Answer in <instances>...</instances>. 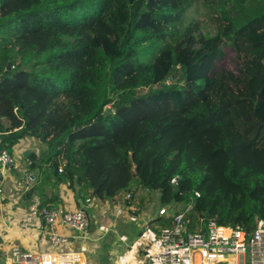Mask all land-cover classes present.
<instances>
[{
	"label": "trees",
	"instance_id": "obj_1",
	"mask_svg": "<svg viewBox=\"0 0 264 264\" xmlns=\"http://www.w3.org/2000/svg\"><path fill=\"white\" fill-rule=\"evenodd\" d=\"M232 62L264 75V0H0V151L39 140L40 186L65 184L79 204L131 193L129 206L148 190L172 211L192 203L191 232L251 233L264 220V87ZM220 75L231 104L214 123Z\"/></svg>",
	"mask_w": 264,
	"mask_h": 264
},
{
	"label": "built area",
	"instance_id": "obj_2",
	"mask_svg": "<svg viewBox=\"0 0 264 264\" xmlns=\"http://www.w3.org/2000/svg\"><path fill=\"white\" fill-rule=\"evenodd\" d=\"M0 164L2 168L14 167L16 159L8 150H1ZM29 179L33 182L34 174ZM3 194L0 186V203L4 200ZM131 199L132 194L128 193L121 198L120 203L109 204V208H112L110 217L131 222L144 219L139 206L126 205ZM91 202L87 199L86 204L77 209L34 205L24 223L37 224L38 221H44L50 228L49 246L62 248L70 243L71 237L62 234L58 228L63 227L71 234L80 235L79 237L86 236L90 231L93 223L89 216ZM169 210L168 207L161 206L157 214L159 219L171 220V225L156 230L142 227L138 242L130 246L121 264H145L144 259H138V249L144 246L148 249L140 253L150 264H240V260L244 264H264V220H260L251 233L240 227L219 225L215 221L205 224L204 230L191 232L188 229L187 215L193 210V204L190 203L171 215ZM111 228L114 229L115 225L112 224ZM111 228L102 225L99 230L108 233ZM121 239L126 241L125 236ZM7 264H87V260L80 252L59 251L55 257L45 254L38 256L15 246L11 249Z\"/></svg>",
	"mask_w": 264,
	"mask_h": 264
},
{
	"label": "crops",
	"instance_id": "obj_3",
	"mask_svg": "<svg viewBox=\"0 0 264 264\" xmlns=\"http://www.w3.org/2000/svg\"><path fill=\"white\" fill-rule=\"evenodd\" d=\"M0 133V143H1ZM40 142L35 139H24L15 148L12 155L15 157L16 165L10 168H2L0 164V186L4 191V200L0 203V245H7L9 257L10 250L14 247H20L24 251L31 252L38 256L43 254L55 257L59 251L75 252V248L68 244L62 248H51L48 243L49 226L44 221H38L37 224H25L24 220L34 205L50 206L55 208H82L84 205L73 191L67 185L62 184L59 189L53 182L40 186L41 173L30 169L29 156L35 153L33 147H37ZM30 152L25 157L26 152ZM17 157V158H16ZM38 174V177L36 173ZM34 174L35 180L30 182L29 176ZM39 179L37 184H34ZM40 186V189L36 187ZM45 204V205H44ZM109 205V203H104ZM145 220V219H141ZM93 223L91 229L93 228ZM62 234L69 235L70 242L79 238L74 236L65 228H58ZM87 236V235H86ZM83 237V238H86ZM77 252V251H76Z\"/></svg>",
	"mask_w": 264,
	"mask_h": 264
},
{
	"label": "rangeland",
	"instance_id": "obj_4",
	"mask_svg": "<svg viewBox=\"0 0 264 264\" xmlns=\"http://www.w3.org/2000/svg\"><path fill=\"white\" fill-rule=\"evenodd\" d=\"M191 15L197 20L202 22V32L203 35H212L214 34V26L209 16L205 13V10L202 6L195 7ZM233 68V72L235 74H240L244 72H249L252 70H257V82L254 85V89L260 90L264 87V75L261 72V68L259 66H247V64H236L232 62L230 65ZM229 96L225 91V86L222 81V75L219 76L218 83L215 87H213L209 92V97L206 102L210 111L214 113L219 110L229 106L230 104ZM251 107V105H250ZM52 131H55L54 129ZM48 135V132L45 131ZM40 142L39 140L35 139ZM39 147V148H38ZM38 148V149H37ZM45 146L40 142V144L33 149L36 154H39ZM17 158V157H16ZM17 160V159H16ZM34 172V171H32ZM37 177L38 174L35 172ZM39 179L34 184H37ZM137 202L135 203L139 206L143 213V220H139L138 222H131L126 219H114L110 217L111 209L108 205L99 202L92 201L90 203L89 208V216L93 222V228L90 229L86 238H79L74 242H70L69 246L75 248V252L82 253L87 260V264H121L124 256L128 254L130 246L134 245V243L139 240V233L142 227L149 228L152 230L159 229L163 227L158 218L157 210L160 208L159 203V194L149 193L146 190H139L137 192ZM184 205H180L177 210H169L170 214H173L177 211H180ZM165 219V218H164ZM159 222V223H158ZM115 225V228L112 229L111 225ZM105 225L108 228H111L108 233L102 232L99 230V227ZM74 236L78 234H73ZM78 235L77 237H79ZM125 236L126 241H123L121 237ZM85 237V236H84ZM1 240V236H0ZM15 247V246H14ZM7 245H0V264H7L6 257L8 255ZM148 248L144 246L143 248L138 249V259H144L145 264H148L143 255H141L142 250H147ZM11 250L9 252V255ZM240 264H244L242 260H240ZM246 264H249L247 262Z\"/></svg>",
	"mask_w": 264,
	"mask_h": 264
},
{
	"label": "water",
	"instance_id": "obj_5",
	"mask_svg": "<svg viewBox=\"0 0 264 264\" xmlns=\"http://www.w3.org/2000/svg\"><path fill=\"white\" fill-rule=\"evenodd\" d=\"M11 65H12L11 63L8 65L9 70H11ZM209 119L212 120L214 123H216L218 121L216 114L214 112H210ZM28 154H30L29 151L25 153V157H27ZM147 263L150 264L149 262H147Z\"/></svg>",
	"mask_w": 264,
	"mask_h": 264
}]
</instances>
